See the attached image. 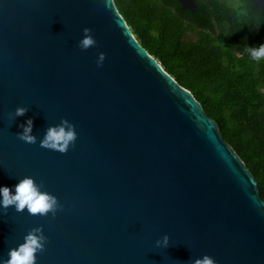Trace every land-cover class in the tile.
I'll list each match as a JSON object with an SVG mask.
<instances>
[{"label":"water","instance_id":"water-1","mask_svg":"<svg viewBox=\"0 0 264 264\" xmlns=\"http://www.w3.org/2000/svg\"><path fill=\"white\" fill-rule=\"evenodd\" d=\"M251 1L264 16V0ZM85 27L97 45L81 50ZM17 106L24 116L9 115ZM29 118L36 144L17 136ZM61 118L77 132L64 154L40 147ZM25 176L63 209L52 217L0 208V260L43 226L36 264H190L205 254L264 264L257 179L114 0H0V186L14 193ZM165 234L168 247H157Z\"/></svg>","mask_w":264,"mask_h":264},{"label":"trees","instance_id":"trees-1","mask_svg":"<svg viewBox=\"0 0 264 264\" xmlns=\"http://www.w3.org/2000/svg\"><path fill=\"white\" fill-rule=\"evenodd\" d=\"M139 42L202 103L258 181L264 199V60L245 49L264 44V16L236 18L229 0H114Z\"/></svg>","mask_w":264,"mask_h":264},{"label":"clouds","instance_id":"clouds-1","mask_svg":"<svg viewBox=\"0 0 264 264\" xmlns=\"http://www.w3.org/2000/svg\"><path fill=\"white\" fill-rule=\"evenodd\" d=\"M229 7L232 8L236 18H245L250 15V10L245 0H229ZM97 41L92 35V29L83 28V37L78 41L77 46L81 50H87L95 47ZM245 51L250 58L256 62L264 60V44L256 46H248ZM106 54L100 52L96 59L97 67L103 66ZM28 108L25 106H17L14 114L10 116H24ZM23 129L17 136L20 140L28 144H36L35 135L32 134L33 120L27 119L26 123L21 124ZM77 140V132L75 124L67 118H61L57 125H50L40 141V147L62 154L67 153L71 146H74ZM43 182L37 183L31 176H25L15 185V192L8 186H0V208L6 213L10 206H14L15 211L23 212L25 209L30 215L47 216L49 214L55 217L58 211L63 209V205L58 198L42 190ZM169 236L165 234L162 239L156 241L157 247H168ZM47 237L43 232V226H37L30 229L23 238V242L17 247L9 249L8 259L0 260V264H36L37 253L45 250ZM190 264H217L216 260L208 254L202 258H195Z\"/></svg>","mask_w":264,"mask_h":264}]
</instances>
